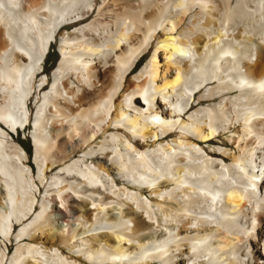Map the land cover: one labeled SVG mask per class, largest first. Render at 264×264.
<instances>
[{
  "label": "bare ground",
  "instance_id": "6f19581e",
  "mask_svg": "<svg viewBox=\"0 0 264 264\" xmlns=\"http://www.w3.org/2000/svg\"><path fill=\"white\" fill-rule=\"evenodd\" d=\"M0 264H264V0H0Z\"/></svg>",
  "mask_w": 264,
  "mask_h": 264
},
{
  "label": "rangeland",
  "instance_id": "374dc122",
  "mask_svg": "<svg viewBox=\"0 0 264 264\" xmlns=\"http://www.w3.org/2000/svg\"><path fill=\"white\" fill-rule=\"evenodd\" d=\"M69 27H70V25H69ZM53 47H54V49H55V51H56V53H57V57H58V46H57V40L53 41V45H52L51 49L49 50V54H48V58H49V59H53V57L55 56V54L53 53ZM146 56H147V54H146ZM146 56H145V57H146ZM145 57H144V58H145ZM141 61H143V58L139 61V63L136 65V67H138V65L141 64ZM54 64H55V62H54ZM54 64H50L49 61L46 60V62H45V65H46V69H45V70H46V72H49L50 69H51V67H52ZM30 125H31V124H27L25 130H23V128L19 129V134H20V138H21V140H22L25 144H27V145H29V146H31V137L29 136V127H30ZM16 133H17V132H15V134H16ZM200 142H202V141H200Z\"/></svg>",
  "mask_w": 264,
  "mask_h": 264
},
{
  "label": "trees",
  "instance_id": "16d2710c",
  "mask_svg": "<svg viewBox=\"0 0 264 264\" xmlns=\"http://www.w3.org/2000/svg\"><path fill=\"white\" fill-rule=\"evenodd\" d=\"M53 53L55 54V56L53 57V59H49V58H47V60L49 61L50 64H54V62H55L56 59H57V53H56L54 47H53ZM22 143H23L25 149L27 150V152L30 154V153H31V146L25 144L23 141H22Z\"/></svg>",
  "mask_w": 264,
  "mask_h": 264
}]
</instances>
